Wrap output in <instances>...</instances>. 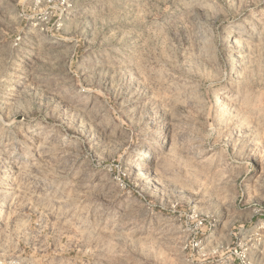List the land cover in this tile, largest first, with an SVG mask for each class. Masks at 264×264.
Here are the masks:
<instances>
[{
  "label": "rangeland",
  "instance_id": "1",
  "mask_svg": "<svg viewBox=\"0 0 264 264\" xmlns=\"http://www.w3.org/2000/svg\"><path fill=\"white\" fill-rule=\"evenodd\" d=\"M13 144L0 264H264V0H0Z\"/></svg>",
  "mask_w": 264,
  "mask_h": 264
},
{
  "label": "bare ground",
  "instance_id": "2",
  "mask_svg": "<svg viewBox=\"0 0 264 264\" xmlns=\"http://www.w3.org/2000/svg\"><path fill=\"white\" fill-rule=\"evenodd\" d=\"M237 39H233V42H237ZM75 96L74 94H71L70 97ZM30 137L34 140L38 139V145H37V159L31 158L29 161L23 162L22 165L18 166V163L16 165L13 163V154L15 153L18 148L17 145L12 146V150L9 152V154L0 155V169L3 170H10L13 167L17 168V170L21 169L22 166H31L34 167L36 165V161L42 157H47L51 160H57L59 158V152L55 151V147L48 145L47 139L50 137V134L44 133L42 130L33 131ZM58 140V143L65 144L67 141L65 140V137L63 136H57L56 141ZM57 146V145H56ZM16 162V161H15ZM7 176H3L5 179Z\"/></svg>",
  "mask_w": 264,
  "mask_h": 264
}]
</instances>
